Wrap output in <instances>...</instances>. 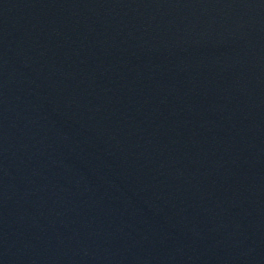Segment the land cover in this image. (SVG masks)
Wrapping results in <instances>:
<instances>
[{"label":"water","instance_id":"1","mask_svg":"<svg viewBox=\"0 0 264 264\" xmlns=\"http://www.w3.org/2000/svg\"><path fill=\"white\" fill-rule=\"evenodd\" d=\"M0 264H264V0H0Z\"/></svg>","mask_w":264,"mask_h":264}]
</instances>
